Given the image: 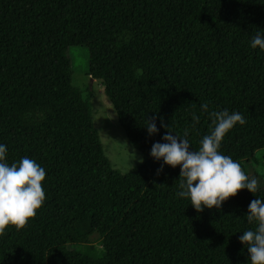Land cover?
<instances>
[{"label": "trees", "instance_id": "1", "mask_svg": "<svg viewBox=\"0 0 264 264\" xmlns=\"http://www.w3.org/2000/svg\"><path fill=\"white\" fill-rule=\"evenodd\" d=\"M78 46L158 166H111ZM261 148L264 0H0V264H264Z\"/></svg>", "mask_w": 264, "mask_h": 264}, {"label": "rangeland", "instance_id": "2", "mask_svg": "<svg viewBox=\"0 0 264 264\" xmlns=\"http://www.w3.org/2000/svg\"><path fill=\"white\" fill-rule=\"evenodd\" d=\"M70 66L73 69L72 83L82 90L84 97L91 103V118L97 130L102 149L111 166L121 173H128L148 164L158 166L163 158V152L145 155L133 147L123 128L117 120V115L111 102L105 94L100 79L93 78L89 73L88 49L85 47H71L67 51ZM250 177L253 190L264 185V148L254 152L251 158L244 162ZM91 245L100 248L101 244L95 237Z\"/></svg>", "mask_w": 264, "mask_h": 264}]
</instances>
